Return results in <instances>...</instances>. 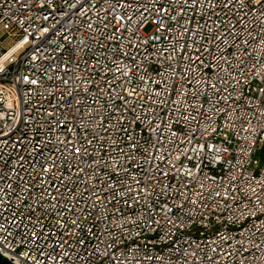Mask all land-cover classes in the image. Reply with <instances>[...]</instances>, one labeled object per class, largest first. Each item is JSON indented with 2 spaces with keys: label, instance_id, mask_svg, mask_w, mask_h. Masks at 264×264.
<instances>
[{
  "label": "built area",
  "instance_id": "built-area-1",
  "mask_svg": "<svg viewBox=\"0 0 264 264\" xmlns=\"http://www.w3.org/2000/svg\"><path fill=\"white\" fill-rule=\"evenodd\" d=\"M0 253L264 264V0H0Z\"/></svg>",
  "mask_w": 264,
  "mask_h": 264
},
{
  "label": "water",
  "instance_id": "water-1",
  "mask_svg": "<svg viewBox=\"0 0 264 264\" xmlns=\"http://www.w3.org/2000/svg\"><path fill=\"white\" fill-rule=\"evenodd\" d=\"M20 48V46L18 47ZM0 264H15L14 262H12L11 260H9L6 256L2 255L0 253Z\"/></svg>",
  "mask_w": 264,
  "mask_h": 264
},
{
  "label": "rangeland",
  "instance_id": "rangeland-1",
  "mask_svg": "<svg viewBox=\"0 0 264 264\" xmlns=\"http://www.w3.org/2000/svg\"><path fill=\"white\" fill-rule=\"evenodd\" d=\"M149 29H150V28H148L147 31H148ZM257 158L260 159V160L262 159V152H258V154H257Z\"/></svg>",
  "mask_w": 264,
  "mask_h": 264
}]
</instances>
